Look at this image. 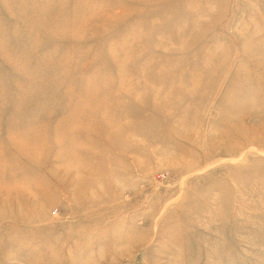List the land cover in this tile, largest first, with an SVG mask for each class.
<instances>
[{
    "label": "rangeland",
    "instance_id": "374dc122",
    "mask_svg": "<svg viewBox=\"0 0 264 264\" xmlns=\"http://www.w3.org/2000/svg\"><path fill=\"white\" fill-rule=\"evenodd\" d=\"M0 264H264V0H0Z\"/></svg>",
    "mask_w": 264,
    "mask_h": 264
}]
</instances>
